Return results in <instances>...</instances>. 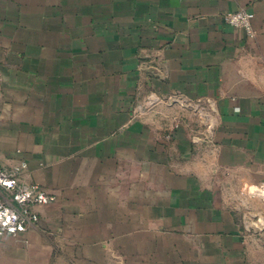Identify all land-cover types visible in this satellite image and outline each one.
Here are the masks:
<instances>
[{"label": "crops", "instance_id": "crops-1", "mask_svg": "<svg viewBox=\"0 0 264 264\" xmlns=\"http://www.w3.org/2000/svg\"><path fill=\"white\" fill-rule=\"evenodd\" d=\"M0 166V264H264V0H0Z\"/></svg>", "mask_w": 264, "mask_h": 264}, {"label": "built area", "instance_id": "built-area-1", "mask_svg": "<svg viewBox=\"0 0 264 264\" xmlns=\"http://www.w3.org/2000/svg\"><path fill=\"white\" fill-rule=\"evenodd\" d=\"M253 14L241 9L228 12L223 20L229 26L252 34ZM55 200L39 184L25 182L18 168L0 166V239L15 237L36 226L37 208Z\"/></svg>", "mask_w": 264, "mask_h": 264}]
</instances>
